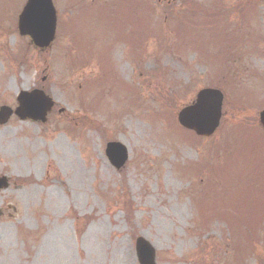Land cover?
I'll use <instances>...</instances> for the list:
<instances>
[{
    "label": "rangeland",
    "instance_id": "1",
    "mask_svg": "<svg viewBox=\"0 0 264 264\" xmlns=\"http://www.w3.org/2000/svg\"><path fill=\"white\" fill-rule=\"evenodd\" d=\"M24 1L0 0V105L14 108L33 88L54 104L44 122L12 115L0 124V175L10 179L0 190V264H138L137 236L155 248L156 264H264V223L250 235L243 220L229 228L212 213L199 229L188 194L205 183L190 167L223 163L226 152L218 160L215 151L232 140L246 151L226 127L238 113L257 125L264 108V0H222L213 29L188 5L213 0H132L150 6L138 4L134 21L115 0H52L56 31L45 49L17 32ZM122 30L129 39L117 37ZM94 79L98 98V86H87ZM212 85L224 91V115L211 136L198 137L176 112ZM109 140L128 149L120 169L105 155ZM234 173V199L222 209L259 192L264 210V178L251 193L244 177L252 170ZM218 182V190L229 183Z\"/></svg>",
    "mask_w": 264,
    "mask_h": 264
},
{
    "label": "water",
    "instance_id": "2",
    "mask_svg": "<svg viewBox=\"0 0 264 264\" xmlns=\"http://www.w3.org/2000/svg\"><path fill=\"white\" fill-rule=\"evenodd\" d=\"M55 10L51 0H27L18 15L17 27L21 35H27L35 46L44 48L50 44L55 31ZM222 93L217 89L203 88L195 100L181 108L177 120L183 127L193 130L197 135L208 136L219 124L222 106ZM19 105L14 113L20 119L29 117L42 121L52 106V101L41 90L21 91L17 96ZM12 110L7 106L0 107V123H4ZM259 123L264 127V110L259 112ZM106 154L110 162L120 168L126 161L127 149L119 142H109ZM6 177H0V188H6ZM135 247L139 264H156L152 245L143 237L136 238Z\"/></svg>",
    "mask_w": 264,
    "mask_h": 264
},
{
    "label": "trees",
    "instance_id": "3",
    "mask_svg": "<svg viewBox=\"0 0 264 264\" xmlns=\"http://www.w3.org/2000/svg\"><path fill=\"white\" fill-rule=\"evenodd\" d=\"M254 1L255 0L251 2L252 5L253 3L262 0ZM188 5H190V9L194 10L199 6V8L202 6L200 3L193 4L192 2H189ZM246 5L247 3H245L243 6ZM245 10H252L251 6L243 8L242 14ZM209 15L211 17L212 13ZM209 22L212 24V19ZM237 118L238 119L236 120H232L226 129H229L230 127L229 132L234 136L237 142L242 144H244L243 142H246V151L235 149V144H232V140V142L226 145L218 146V150L215 151L218 160H220L219 155L222 153L221 150L226 152V154H224L226 156H224L225 161L223 163L216 162L213 163L212 166L210 163H205L199 167L191 166L190 170L192 169L194 172H197V174L201 175V177L203 175L205 176V183L202 184L201 182L199 183L198 181H195L192 183L188 194L189 196H192L194 204H196L198 207L197 217L199 222L194 220V225L196 226L197 223V227L199 229H204L207 226L210 218H212V213H214L223 219L229 228H232L233 225H238L239 222L243 220V223L249 227V233L252 231L250 235H255L256 227L264 223V210L261 206L257 205V202L260 201V199L255 196L259 192H255V194L251 197L246 195V199L243 198V200H240V202L238 201L232 204L234 206L233 210L237 212L236 214L232 213L233 210L229 211L226 208L222 209L221 207L225 200L234 199L233 197L230 198V195H227L229 189H236L231 185L234 179L231 178L232 175H230V172L234 171L236 172L234 174H238L239 172H243V170L246 168L251 169L253 172L251 178L244 177V182L251 185L248 186V191L251 193H254V190L256 191V189H254V183L256 182L255 179L260 177L264 178V137H261L262 135H258L255 132L254 127L258 128L259 130L261 129L255 124H253L254 126H252L251 123L248 124L246 121L247 117L243 115V113H238ZM258 170L259 172L254 174V171ZM222 179L228 181L229 183H225V186L218 190L217 186H221L218 181H221ZM246 184L244 186H246ZM213 188L217 189L218 192L212 194ZM126 198L127 197L124 198V205L128 208H131L132 204L130 200ZM261 210H263L262 214H258ZM91 217V215H88L85 216L84 219L88 221L91 219ZM248 240L249 245L252 247L251 238L248 237Z\"/></svg>",
    "mask_w": 264,
    "mask_h": 264
}]
</instances>
